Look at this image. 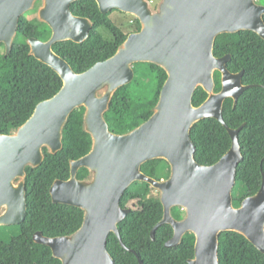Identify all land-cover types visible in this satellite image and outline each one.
<instances>
[{"label":"water","instance_id":"95a60500","mask_svg":"<svg viewBox=\"0 0 264 264\" xmlns=\"http://www.w3.org/2000/svg\"><path fill=\"white\" fill-rule=\"evenodd\" d=\"M38 1V20L47 23L52 34L48 40L32 36L26 42L31 55L61 76L63 86L40 101L15 131L0 133V226L24 221L27 167L41 165L44 148L52 154L63 148L70 115L84 107L83 127L92 137L91 150L71 160L70 178H57L50 189L54 203L84 211L83 224L69 235L34 234V241L49 246L62 264H116L107 247L111 232L136 253L125 245L119 230L131 210L121 206V198L135 181L149 183L163 204V218L151 232L153 240L156 229L165 223L174 229L166 246L180 245L188 232L195 235V256L189 264H220L223 231L244 235L264 253V171L259 191L235 205L233 189L243 159L240 128L230 127L224 118L225 100L232 98L235 107L251 85L243 83L244 71L229 70L230 54H214L215 42L223 33L251 30L264 39V4L258 0H96L103 13L117 8L137 17L141 29L130 33L112 57L79 73L54 50L57 42L82 43L89 37L94 23L73 13L71 5L77 0H0V43L5 45V55L13 48L21 17ZM138 62L159 65L167 78L152 116L129 132L115 133L106 112L117 89L135 78ZM216 71L221 73L218 91ZM198 87L208 96L196 106L193 96ZM207 117L219 120L232 138L231 148L213 165L197 161L191 138L192 127ZM152 159L169 163L168 178L156 179L143 171ZM82 167L89 174L80 179ZM176 207L184 210L183 218L175 217Z\"/></svg>","mask_w":264,"mask_h":264},{"label":"trees","instance_id":"16d2710c","mask_svg":"<svg viewBox=\"0 0 264 264\" xmlns=\"http://www.w3.org/2000/svg\"><path fill=\"white\" fill-rule=\"evenodd\" d=\"M259 2L264 4V0ZM71 9L75 15L90 18L94 25L84 42L60 41L54 44V50L79 73L112 57L130 33L141 29L137 17L117 8L103 13L96 0H77ZM51 34L50 26L38 20L36 10H31L20 19L9 55H5V45L0 43V133L15 131L31 116L40 101L53 96L63 86L61 76L31 55L26 42L32 36L48 40ZM214 54L217 57L230 54L229 70L234 73L244 71L242 81L251 85L240 95L235 107L232 98L224 103L225 121L232 128H240L238 137L243 159L238 165L233 189L235 205H239L244 198L257 193L262 185L264 39L251 30L223 33L215 42ZM134 68L135 78L117 89L106 112L109 127L115 133L129 132L152 116L167 78L166 72L151 62H138ZM215 78L218 91L222 86L219 71ZM195 90L193 103L198 106L208 93L201 87ZM84 113L85 108L80 107L70 115L61 150L52 154L44 148L45 158L41 165L27 167L26 217L19 225L0 226V264H62L49 246L34 241V234L41 231L48 237L69 235L83 224L84 211L73 205L54 203L50 189L57 178L64 179L58 176L61 168L70 170L71 160L79 159L91 150L92 137L83 127ZM191 138L196 145L195 157L204 165L217 163L232 146L226 127L211 117L192 127ZM142 169L156 179L170 175V165L165 159L149 160ZM88 174L89 170L82 167L78 178L83 179ZM121 206L131 210L119 223L120 235L125 245L136 253L123 247L117 235L111 232L107 247L116 264H141L137 255L143 264H189L191 258L184 256L182 248L194 249L195 253L196 237L192 232H188L178 246H166L174 235V229L168 223L156 229L154 240L151 237L153 228L163 218L164 208L159 194L149 183L135 181L125 190ZM173 212L178 219L185 215L180 207L174 208ZM13 228L17 229L16 233H10ZM219 257L220 264H264V253L235 231L220 233Z\"/></svg>","mask_w":264,"mask_h":264},{"label":"rangeland","instance_id":"374dc122","mask_svg":"<svg viewBox=\"0 0 264 264\" xmlns=\"http://www.w3.org/2000/svg\"><path fill=\"white\" fill-rule=\"evenodd\" d=\"M152 1H157V0H152ZM37 3L41 4L40 1H38ZM154 3V2H153ZM35 10V9H34ZM37 12V11H36ZM122 15V14H121ZM113 17H116V14H113ZM119 17V16H118ZM163 76H165L163 74ZM232 123H233V120H231ZM58 176L59 177H62L64 179H68L69 178V175H70V170L68 168H61L58 172ZM156 191V190H155ZM158 193V191H156ZM159 194V193H158ZM17 232V229L16 228H13L10 233H16ZM184 250V256L185 257H189V258H193L195 256V253H194V249H190V248H186V247H183L182 248Z\"/></svg>","mask_w":264,"mask_h":264},{"label":"flooded vegetation","instance_id":"af4514ba","mask_svg":"<svg viewBox=\"0 0 264 264\" xmlns=\"http://www.w3.org/2000/svg\"><path fill=\"white\" fill-rule=\"evenodd\" d=\"M41 2V1H40ZM154 3H157L158 2V0L157 1H153ZM258 2H259V0H258ZM261 3V2H260ZM40 5L41 4H39V3H37V5H36V7H35V10L37 11L36 12V14H37V17H38V8L40 7ZM34 10V9H33ZM51 28V27H50ZM52 30V29H51Z\"/></svg>","mask_w":264,"mask_h":264}]
</instances>
